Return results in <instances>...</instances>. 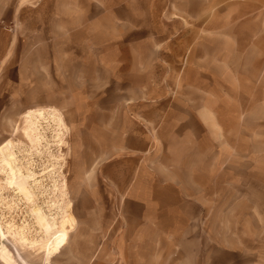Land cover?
Returning <instances> with one entry per match:
<instances>
[{"label": "crops", "instance_id": "crops-1", "mask_svg": "<svg viewBox=\"0 0 264 264\" xmlns=\"http://www.w3.org/2000/svg\"><path fill=\"white\" fill-rule=\"evenodd\" d=\"M13 14L11 24L0 21V119L10 100L35 94L51 105L64 97L65 111L79 114L81 156H95L86 184L95 179V198L103 185L114 207L138 210V239L153 243L152 264H236L231 256L260 264L253 242L263 232L237 243L227 213L222 241L213 227L218 114L236 111L221 110L218 89L240 78L238 66L250 67L256 83L240 111L264 109L254 99L264 98V0H16ZM248 203L251 223L264 224Z\"/></svg>", "mask_w": 264, "mask_h": 264}, {"label": "rangeland", "instance_id": "rangeland-1", "mask_svg": "<svg viewBox=\"0 0 264 264\" xmlns=\"http://www.w3.org/2000/svg\"><path fill=\"white\" fill-rule=\"evenodd\" d=\"M7 4L9 10L3 12ZM15 4L16 0H0V21L2 16L11 24ZM233 35L234 41L242 40L240 33ZM187 39L191 41L192 37ZM4 44L6 36L0 34V53ZM233 57L239 62L238 54ZM16 60L15 57L13 63ZM236 69L240 70L237 75L240 78L235 75L228 82L232 85L229 90L220 87L216 98L221 110L236 111L218 114V129L222 128V134L218 136L221 141L217 145L216 186L221 193H218L217 225L213 233L219 241L224 239L225 230L219 221L226 218V213L230 214L236 219L229 230L240 236L236 239L238 243L243 240L242 235L264 233V224H252L248 217L250 209L246 207L248 202L256 205L254 211L264 219V109L240 111L251 102L256 71L243 66ZM8 76L12 82L6 90L11 93L15 91V67L9 69ZM254 99L264 101L263 97ZM69 100L77 103L76 98ZM64 101V97H58L50 105L48 97L28 94L10 100L8 112L0 119V146L7 142L13 144L0 154V264H152L149 254L153 243L138 239V210L128 207L122 211L114 207L103 185L96 199L90 189L95 179L89 186L86 184V173L94 165L95 156H81V130L73 127L79 114L65 111ZM3 103L4 98L0 99V104ZM52 108L60 124L49 115L47 120L41 119V138L39 142H32L24 132L25 114L38 109L49 112L46 110ZM199 181L208 184V175H202ZM231 205H234L232 209ZM66 213L75 219V224L65 245L48 255L44 245ZM39 215L52 226L49 233L39 222ZM145 233L149 237L155 232L146 230ZM249 242L246 243L252 247ZM253 248L258 252L260 264H264V240L257 245L253 242ZM4 255L10 260L6 261ZM226 260L247 263L239 257ZM160 263H164V258H160ZM190 264L201 263L195 259Z\"/></svg>", "mask_w": 264, "mask_h": 264}, {"label": "bare ground", "instance_id": "bare-ground-1", "mask_svg": "<svg viewBox=\"0 0 264 264\" xmlns=\"http://www.w3.org/2000/svg\"><path fill=\"white\" fill-rule=\"evenodd\" d=\"M46 111H49V112H45V109L31 110V111H28L24 116V119L27 125L26 128H24V132L32 142H36V141L39 142L41 138L40 136L41 133L39 132L40 120L41 119L47 120L46 116L48 115L52 117L53 119L56 117L54 115L53 109H48ZM56 122L57 124H60L61 120L57 118ZM58 126L60 127L61 125H58ZM59 134L60 133H57V135ZM12 146L13 144L11 142H7L3 144L2 146H0V154H4L8 149L12 148ZM7 164L10 166V163H7ZM12 183L13 182H11V184ZM39 222L43 224V226L45 227L48 233L52 230V226L49 225L48 222L45 220V218L42 217L41 215H39ZM74 224H75V219L69 213H66L63 216L62 220L60 221V224L57 227L56 231L53 232V234L50 233L51 235L49 234L50 238L47 240V243L44 245L45 250L48 255L52 254L53 252L57 251L58 249L62 248L65 245L67 235L69 231L73 228ZM4 259L6 261L10 260L8 256H5V255H4Z\"/></svg>", "mask_w": 264, "mask_h": 264}]
</instances>
